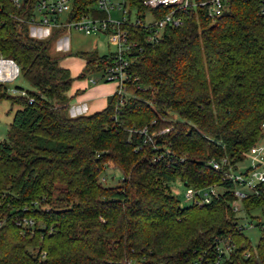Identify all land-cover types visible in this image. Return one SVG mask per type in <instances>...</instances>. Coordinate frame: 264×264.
<instances>
[{
    "label": "trees",
    "instance_id": "1",
    "mask_svg": "<svg viewBox=\"0 0 264 264\" xmlns=\"http://www.w3.org/2000/svg\"><path fill=\"white\" fill-rule=\"evenodd\" d=\"M126 1L142 20L166 12ZM209 1L191 0L196 5L178 12L182 22L153 43L146 28L124 26L137 44L128 94L70 116V71L49 53V39L29 30L35 0L20 7L0 0V56L32 86L9 97L18 108L0 140V264H188L215 258L220 240L233 247L223 264H264V224L253 248L231 208L226 167L208 163L225 158L236 167L262 136L264 0H224L215 16ZM93 3L76 0L70 19ZM109 54L77 53L85 60L79 77L100 75ZM6 94L0 83V99ZM108 162L121 172L116 185L100 180ZM177 178L222 191L209 203L181 206L168 188ZM242 206L248 214L264 202Z\"/></svg>",
    "mask_w": 264,
    "mask_h": 264
},
{
    "label": "built area",
    "instance_id": "2",
    "mask_svg": "<svg viewBox=\"0 0 264 264\" xmlns=\"http://www.w3.org/2000/svg\"><path fill=\"white\" fill-rule=\"evenodd\" d=\"M15 6L20 7L24 0H10ZM144 6L152 10L165 9L166 12L160 18H154L147 14L142 20L137 14V8L130 6L126 0H94L93 4L87 6L86 11L80 14V18L70 19L72 15H77L76 0H35L32 14L28 21L29 26L50 34L56 29L69 31L77 29L85 34L104 32L109 35V41L113 44L114 50L110 51L111 59L108 67L100 74V81L114 82L119 97L128 94L127 86L136 79L131 72L133 61L132 51L137 46L135 42L128 39L124 26L139 25L148 30L147 42H156L160 39L163 29L167 25H178L181 21L179 11H185L196 3L191 0H142ZM207 2H201L203 5ZM208 14L215 16L221 13L224 0H210L208 2ZM120 13V18H113L112 10ZM93 12L103 13L102 16H94ZM135 12V13H133ZM65 13L64 19L60 16ZM149 15V18H148ZM135 17L134 19H132ZM39 37L43 35L36 34ZM19 76V67L12 60L0 56V83L12 82ZM90 79L92 83L99 81ZM20 90L13 88L12 92ZM22 92V91H21ZM167 130V129H165ZM262 136L260 140L250 147L247 155H251V165L245 170H240L227 162L225 158L220 161L210 160L208 163L213 169L223 170V179L234 183L232 193L234 199L230 205L234 212L244 211L242 201L249 198L261 199L264 202V122L261 124ZM244 158V159H245ZM217 186H209L203 189L186 187L185 201L203 205L209 203L218 196ZM24 224H32L31 220H24ZM240 228L243 226L240 224ZM233 247L220 240L216 246V257L209 259L200 255L188 264H223L229 259ZM250 251H246L248 256Z\"/></svg>",
    "mask_w": 264,
    "mask_h": 264
},
{
    "label": "rangeland",
    "instance_id": "3",
    "mask_svg": "<svg viewBox=\"0 0 264 264\" xmlns=\"http://www.w3.org/2000/svg\"><path fill=\"white\" fill-rule=\"evenodd\" d=\"M111 15L113 18H120V13L116 9L111 11ZM65 16L66 14L63 13L60 18L64 19ZM134 18L135 17L132 19ZM31 28L32 26H29V30ZM31 35L41 38L36 34L31 33ZM42 38L49 39L50 41L49 53L53 56L59 57V60H61L60 64L70 66V73L74 83L82 81V79H100L99 74H89L83 78L79 77V74L81 73L80 71H82V58L79 57L77 53L96 50L99 54H105L114 50L113 44L109 41V35L104 32L85 34L80 30L70 29L69 31H63L54 38H51L50 32H47ZM101 82L102 81L99 80L96 83ZM5 85L7 86L6 97L0 99V140L7 137L14 111L18 108V105L11 104L9 97L26 95L25 91L32 89V86L20 75L14 81L6 82ZM16 86L21 87L24 91L16 93L12 92V89L16 88ZM68 114L72 116V113L69 111ZM252 158L251 155H247V157L238 164V168L240 170L248 168L251 165ZM121 178L122 175L120 170L114 167L112 162H108L106 168L100 174V180L107 185H116L120 182ZM168 188L181 206L189 204L188 201H185L184 196L186 187L178 178L170 182ZM217 190L222 191V188L218 187ZM237 216L239 217V224L243 226L244 234L250 240L251 246L254 248L260 237V231L257 225L264 224V206L255 208L248 214L239 212Z\"/></svg>",
    "mask_w": 264,
    "mask_h": 264
},
{
    "label": "crops",
    "instance_id": "4",
    "mask_svg": "<svg viewBox=\"0 0 264 264\" xmlns=\"http://www.w3.org/2000/svg\"><path fill=\"white\" fill-rule=\"evenodd\" d=\"M30 32L32 34L44 36V32L35 28H31ZM60 61L61 60H59L58 63L61 67L71 71L70 66L60 64ZM84 65L85 60L82 58L81 70H83ZM115 91V83L103 81L101 83H92L90 78L88 80L82 79V81H78L77 83L72 81L70 89L65 93L66 97L69 99L68 111L72 113V116L85 115L99 111L106 106L108 97L113 95Z\"/></svg>",
    "mask_w": 264,
    "mask_h": 264
}]
</instances>
